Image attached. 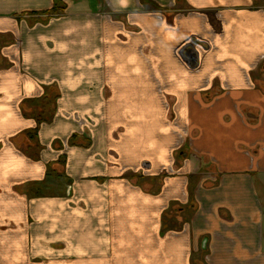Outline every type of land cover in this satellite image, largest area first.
I'll return each mask as SVG.
<instances>
[{
  "label": "crops",
  "instance_id": "obj_1",
  "mask_svg": "<svg viewBox=\"0 0 264 264\" xmlns=\"http://www.w3.org/2000/svg\"><path fill=\"white\" fill-rule=\"evenodd\" d=\"M0 264H264V0H0Z\"/></svg>",
  "mask_w": 264,
  "mask_h": 264
},
{
  "label": "trees",
  "instance_id": "obj_2",
  "mask_svg": "<svg viewBox=\"0 0 264 264\" xmlns=\"http://www.w3.org/2000/svg\"><path fill=\"white\" fill-rule=\"evenodd\" d=\"M57 7H58V3H54V5H53V7L51 8V10H49V11H44L45 13H48V12H54V11H56L57 10Z\"/></svg>",
  "mask_w": 264,
  "mask_h": 264
}]
</instances>
